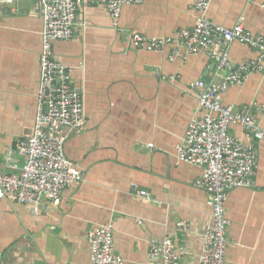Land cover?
Instances as JSON below:
<instances>
[{
  "label": "crops",
  "instance_id": "1",
  "mask_svg": "<svg viewBox=\"0 0 264 264\" xmlns=\"http://www.w3.org/2000/svg\"><path fill=\"white\" fill-rule=\"evenodd\" d=\"M33 1L0 4V164L35 121L42 23ZM196 17L191 0L124 6L117 27L102 6L77 10L72 39L55 42L53 53L71 70L84 100V128L67 134L64 143L83 180L38 215L0 200V264H91L87 234L104 225L112 227L114 250L124 264H160L149 259L150 244L166 238L188 249L181 264H197L201 235L211 222L210 198L194 186L201 168L179 162L176 148L189 122L201 116L191 85H217L226 71L202 53L179 49L170 60V47L136 51L126 39L130 33L173 37ZM205 17L228 28L241 19L247 31L264 35V0H209ZM227 51L233 66L257 57L239 43ZM220 100L234 110L264 105V72L229 86ZM257 119L264 129V118ZM229 132L255 149L257 169L252 188L228 193L225 264H264V142L236 125ZM180 222L187 231L178 229Z\"/></svg>",
  "mask_w": 264,
  "mask_h": 264
},
{
  "label": "built area",
  "instance_id": "2",
  "mask_svg": "<svg viewBox=\"0 0 264 264\" xmlns=\"http://www.w3.org/2000/svg\"><path fill=\"white\" fill-rule=\"evenodd\" d=\"M38 1L42 27L35 121L30 131L8 149L4 163L0 164V200L11 199L24 204L32 215H38L46 203L58 205L62 192L83 180L82 172L67 159L64 143L67 134L80 133L84 128V100L72 82L71 70L54 58L53 44L72 39L79 8L102 6L117 27L122 8L140 5L143 0ZM191 2L197 14L192 27L180 29L169 38L152 39L130 33L126 39L129 48L136 51L162 52L170 47V60L178 56L179 49L192 55L202 53L226 71L223 81L217 85L203 81L191 85L196 91L201 116L189 122L176 148L179 162L201 168L194 186L210 198L211 222L201 235L197 264H225L230 225L225 209L228 193L252 188L257 169L255 149L242 144L229 129L239 126L252 140L264 142V129L257 119L258 114L264 118V105L234 110L221 102L220 94L229 86L242 85L251 74L264 72V35L247 31L241 19L229 28L214 24L205 17L209 0ZM231 43L249 47L257 57L233 66L227 51ZM63 130L67 133L63 134ZM147 147L151 149L152 145ZM139 194L147 197L146 192ZM177 227L187 231L189 226L180 222ZM87 242L91 264H124L114 250L110 225L92 229L87 234ZM188 254L186 247L177 246L166 238L150 244L148 257L160 264H181Z\"/></svg>",
  "mask_w": 264,
  "mask_h": 264
},
{
  "label": "water",
  "instance_id": "3",
  "mask_svg": "<svg viewBox=\"0 0 264 264\" xmlns=\"http://www.w3.org/2000/svg\"><path fill=\"white\" fill-rule=\"evenodd\" d=\"M8 1H22V0H0V4H1V3H4V2H8ZM33 2L39 4V1H38V0H34ZM6 10H7V12H8V9H5V11H6ZM3 11H4V10H3Z\"/></svg>",
  "mask_w": 264,
  "mask_h": 264
}]
</instances>
